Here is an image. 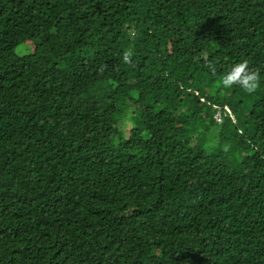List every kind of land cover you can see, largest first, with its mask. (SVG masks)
Masks as SVG:
<instances>
[{
  "label": "trees",
  "instance_id": "trees-1",
  "mask_svg": "<svg viewBox=\"0 0 264 264\" xmlns=\"http://www.w3.org/2000/svg\"><path fill=\"white\" fill-rule=\"evenodd\" d=\"M0 264H264V0H0Z\"/></svg>",
  "mask_w": 264,
  "mask_h": 264
},
{
  "label": "clouds",
  "instance_id": "clouds-1",
  "mask_svg": "<svg viewBox=\"0 0 264 264\" xmlns=\"http://www.w3.org/2000/svg\"><path fill=\"white\" fill-rule=\"evenodd\" d=\"M123 60L125 63H131V53L125 51ZM208 67L213 74H215V66L209 64ZM220 83L224 88L230 89L234 85H238L245 92L253 93L260 86V72L258 70H253L247 59H242L230 67V69L223 75Z\"/></svg>",
  "mask_w": 264,
  "mask_h": 264
},
{
  "label": "rangeland",
  "instance_id": "rangeland-1",
  "mask_svg": "<svg viewBox=\"0 0 264 264\" xmlns=\"http://www.w3.org/2000/svg\"><path fill=\"white\" fill-rule=\"evenodd\" d=\"M128 123L130 124V122H128ZM218 130H219L218 127L213 126V128L209 134L208 140L206 141L208 149H210L209 145L216 143Z\"/></svg>",
  "mask_w": 264,
  "mask_h": 264
},
{
  "label": "built area",
  "instance_id": "built-area-1",
  "mask_svg": "<svg viewBox=\"0 0 264 264\" xmlns=\"http://www.w3.org/2000/svg\"><path fill=\"white\" fill-rule=\"evenodd\" d=\"M215 119L221 121L222 120V113L220 110H218L215 114Z\"/></svg>",
  "mask_w": 264,
  "mask_h": 264
}]
</instances>
